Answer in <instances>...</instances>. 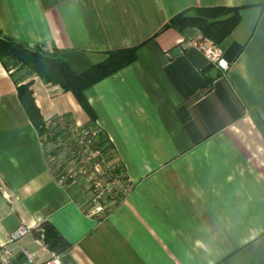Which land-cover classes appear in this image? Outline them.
Listing matches in <instances>:
<instances>
[{"label": "crops", "instance_id": "1", "mask_svg": "<svg viewBox=\"0 0 264 264\" xmlns=\"http://www.w3.org/2000/svg\"><path fill=\"white\" fill-rule=\"evenodd\" d=\"M216 7L239 10L219 44L226 72L191 45L198 30L165 29ZM0 37L57 50L76 75L136 50L84 92L125 178L117 202L96 209L82 180L55 182L16 88L32 82L45 122L88 126V115L71 93L0 61V244L30 230L13 243L16 264L24 252L34 264H264V0H0Z\"/></svg>", "mask_w": 264, "mask_h": 264}, {"label": "trees", "instance_id": "2", "mask_svg": "<svg viewBox=\"0 0 264 264\" xmlns=\"http://www.w3.org/2000/svg\"><path fill=\"white\" fill-rule=\"evenodd\" d=\"M239 21L238 9L223 7L196 8L171 18L165 29L174 28L182 32L194 28L200 32L203 38L219 46L222 41L229 37ZM135 51V49H129L111 52L104 62L83 74L76 75L57 50L49 52L39 47H30L0 37V61L8 72L11 66L17 65L19 68L25 69L29 75L38 77L44 83L57 86L63 92L71 93L78 105L88 115L91 126H95V116L84 97V92L98 80L108 77L132 63L135 59ZM31 86V81L17 86V96L29 121L37 130L38 135L42 136L45 133V121L35 104ZM98 138L101 146L106 150L111 149L109 142L101 132ZM54 156H56V153H54ZM48 232V228H44V241L46 243L49 241ZM53 243L57 244L56 250L65 248L60 242L51 241L48 244L51 246Z\"/></svg>", "mask_w": 264, "mask_h": 264}, {"label": "built area", "instance_id": "3", "mask_svg": "<svg viewBox=\"0 0 264 264\" xmlns=\"http://www.w3.org/2000/svg\"><path fill=\"white\" fill-rule=\"evenodd\" d=\"M191 45L202 53L209 65L222 72L228 70V64L218 45L205 38L192 42ZM44 128L45 133L39 136L40 141L46 148L48 157L51 160L57 158L53 177L59 186L65 187L82 180L89 194L88 205L95 209L100 208L107 199L108 202H117L121 194L126 192L125 178L120 168L111 163L112 150H106L100 145V130L96 126L80 125L58 115L47 120ZM29 233L28 228L19 227L5 243L0 244V264H16L11 246ZM23 256L24 264H34L31 255L24 252ZM45 264L61 263L57 256H53Z\"/></svg>", "mask_w": 264, "mask_h": 264}, {"label": "rangeland", "instance_id": "4", "mask_svg": "<svg viewBox=\"0 0 264 264\" xmlns=\"http://www.w3.org/2000/svg\"><path fill=\"white\" fill-rule=\"evenodd\" d=\"M9 72H10V74L12 75V76H15L17 73H23L22 74V77L24 76L25 77V74L27 73V71L25 70V69H22V68H19L17 65L16 66H11L10 68H9ZM20 75H18V77H19ZM17 77V78H18ZM62 157H63V155H62ZM56 159L57 158H55V159H53V160H51L52 162H56ZM21 239V238H20ZM19 239V240H20ZM18 241V240H17ZM17 241H15L14 243H16ZM14 244H12V246H13ZM12 246H11V248H12Z\"/></svg>", "mask_w": 264, "mask_h": 264}, {"label": "water", "instance_id": "5", "mask_svg": "<svg viewBox=\"0 0 264 264\" xmlns=\"http://www.w3.org/2000/svg\"><path fill=\"white\" fill-rule=\"evenodd\" d=\"M216 74H217V72H216V71H213V72L211 73V77L213 78Z\"/></svg>", "mask_w": 264, "mask_h": 264}]
</instances>
